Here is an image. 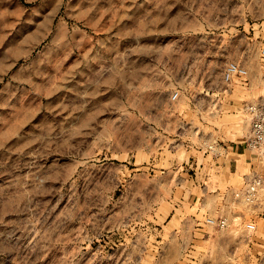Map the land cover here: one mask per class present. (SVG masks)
Returning <instances> with one entry per match:
<instances>
[{"label":"rangeland","instance_id":"1","mask_svg":"<svg viewBox=\"0 0 264 264\" xmlns=\"http://www.w3.org/2000/svg\"><path fill=\"white\" fill-rule=\"evenodd\" d=\"M262 47L264 0H0V264H264L208 147L246 139Z\"/></svg>","mask_w":264,"mask_h":264},{"label":"built area","instance_id":"2","mask_svg":"<svg viewBox=\"0 0 264 264\" xmlns=\"http://www.w3.org/2000/svg\"><path fill=\"white\" fill-rule=\"evenodd\" d=\"M260 56L264 62V47L260 50ZM248 76V69L239 62H229L226 64L223 72L224 81L230 85L235 80H239ZM179 93L172 94L173 99L178 98ZM244 112L247 114L250 123V131L246 136V145L252 151L255 158L260 163H264V95L255 100L248 101L244 104ZM209 149L215 152L216 156L220 155L219 151L208 145ZM242 200L249 208L257 211L258 214H264V174L254 170L245 176V186L240 196L235 197V201ZM239 217H242L239 216ZM208 223L217 227L228 226V219L223 217L208 218ZM245 228L248 231L257 229L254 221H247Z\"/></svg>","mask_w":264,"mask_h":264},{"label":"crops","instance_id":"3","mask_svg":"<svg viewBox=\"0 0 264 264\" xmlns=\"http://www.w3.org/2000/svg\"><path fill=\"white\" fill-rule=\"evenodd\" d=\"M241 145L231 146V149L223 147L224 152L218 150L221 154L217 156L215 163V172L217 171L218 186L225 184L230 191L235 188V185L240 183V180H245V176L252 170L260 169L257 162L260 163L257 158L253 155L252 151L246 145V139L244 142L240 141ZM264 164V163H263ZM225 172L227 175V182L221 183V173ZM222 200L218 202L221 203ZM226 202V200H225ZM231 204V203H230ZM227 207H230L227 204Z\"/></svg>","mask_w":264,"mask_h":264}]
</instances>
